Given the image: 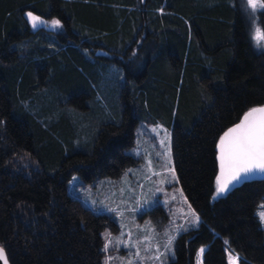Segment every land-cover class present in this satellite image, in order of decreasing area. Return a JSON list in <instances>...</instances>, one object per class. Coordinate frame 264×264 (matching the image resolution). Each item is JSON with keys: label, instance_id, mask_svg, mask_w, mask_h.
Masks as SVG:
<instances>
[{"label": "trees", "instance_id": "obj_1", "mask_svg": "<svg viewBox=\"0 0 264 264\" xmlns=\"http://www.w3.org/2000/svg\"><path fill=\"white\" fill-rule=\"evenodd\" d=\"M256 29L264 39V9L247 0H0V244L10 264H103L111 219L68 181L121 175L136 162L126 150L141 121L172 130L176 173L201 217L168 264H195L202 247L203 264H229L226 245L239 264H264V180L216 197L221 137L264 105ZM112 65L124 74L114 88ZM95 108L103 117L79 148V110Z\"/></svg>", "mask_w": 264, "mask_h": 264}, {"label": "rangeland", "instance_id": "obj_2", "mask_svg": "<svg viewBox=\"0 0 264 264\" xmlns=\"http://www.w3.org/2000/svg\"><path fill=\"white\" fill-rule=\"evenodd\" d=\"M253 40L257 48L264 49L260 29L255 30ZM123 79L122 69L112 65L108 73L111 86L116 87ZM98 97L103 99L101 95ZM79 112L85 115L77 120L73 141L80 148L93 142L103 116L98 108ZM126 152L136 162L121 175H97L86 180L75 174L68 181V191L96 213L111 219L101 232L103 264H168L176 258L180 237L201 224V217L184 193L176 173L172 130L160 121H141L135 129L134 144ZM262 205L264 201L257 215L264 211ZM259 220L264 229V220L260 217ZM202 248L197 252L195 264H203ZM225 248L231 264V258L238 256L229 245Z\"/></svg>", "mask_w": 264, "mask_h": 264}, {"label": "snow or ice", "instance_id": "obj_3", "mask_svg": "<svg viewBox=\"0 0 264 264\" xmlns=\"http://www.w3.org/2000/svg\"><path fill=\"white\" fill-rule=\"evenodd\" d=\"M247 3L253 11L264 9V0H247ZM28 16L35 27L40 18L31 13ZM53 23L58 26L60 22ZM257 172L264 173V107L251 109L241 123L228 129L221 137L217 195L228 191L229 185L235 187ZM261 207L264 208V205ZM258 215L264 220V211ZM200 252L203 254L204 249ZM237 259L231 258V264H236ZM0 260L7 264L3 248H0Z\"/></svg>", "mask_w": 264, "mask_h": 264}, {"label": "water", "instance_id": "obj_4", "mask_svg": "<svg viewBox=\"0 0 264 264\" xmlns=\"http://www.w3.org/2000/svg\"><path fill=\"white\" fill-rule=\"evenodd\" d=\"M33 29H34V31L36 32V31H38L39 27H38V26H35V27H33ZM261 107H264V105H260V106L254 107V108H261ZM246 114H247V113H246ZM246 114H245V115H246ZM245 115H244V116H245ZM244 116H243V117H244ZM243 117L241 118V120H240L237 124H239V123L242 122ZM237 124H235V125H237ZM235 125H234V126H235ZM234 126H233V127H234ZM218 149H219V164H220V142H219V145H218ZM219 176H220V165H219ZM255 180H264V173L257 172V173L253 174L250 178L246 179V180L243 181V182H251V181H255ZM240 184H241V183L236 184L235 187H233L232 185H230L229 188H230V189L236 188V187H238ZM221 194H222V193H221ZM221 194H219V195L216 194V197L220 196ZM0 248H3V247L1 246V244H0ZM3 250H4V254L6 255V258H7V264H10V261H9V259H8V255H7V252H6V250H5L4 248H3ZM0 264H4V261H3V260H0Z\"/></svg>", "mask_w": 264, "mask_h": 264}]
</instances>
